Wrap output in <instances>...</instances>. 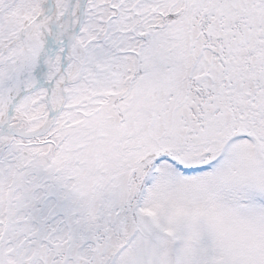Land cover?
Masks as SVG:
<instances>
[{"label": "snow or ice", "instance_id": "obj_1", "mask_svg": "<svg viewBox=\"0 0 264 264\" xmlns=\"http://www.w3.org/2000/svg\"><path fill=\"white\" fill-rule=\"evenodd\" d=\"M0 264H264V0H0Z\"/></svg>", "mask_w": 264, "mask_h": 264}]
</instances>
